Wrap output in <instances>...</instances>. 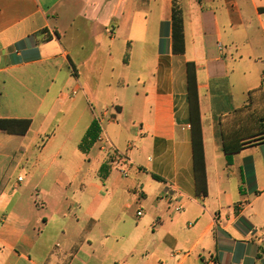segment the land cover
Segmentation results:
<instances>
[{
  "label": "crops",
  "instance_id": "0c3cea01",
  "mask_svg": "<svg viewBox=\"0 0 264 264\" xmlns=\"http://www.w3.org/2000/svg\"><path fill=\"white\" fill-rule=\"evenodd\" d=\"M178 3L182 54L169 25L159 52L171 0H0V119L30 121L23 135L0 128V264H257L264 0ZM188 62L205 196L193 181ZM93 120L126 176L97 142L79 150ZM222 136L242 144L230 164Z\"/></svg>",
  "mask_w": 264,
  "mask_h": 264
},
{
  "label": "trees",
  "instance_id": "16d2710c",
  "mask_svg": "<svg viewBox=\"0 0 264 264\" xmlns=\"http://www.w3.org/2000/svg\"><path fill=\"white\" fill-rule=\"evenodd\" d=\"M179 0H171V14L169 22L161 23V35L159 41V52L162 51V37L163 28L166 25L170 27L171 38V52L173 54H182L184 51L183 45V26L181 9L179 7ZM47 33L45 30L42 34ZM51 39V36L44 35L43 40L47 41ZM186 75V89H187V104H188V120L190 125V142H191V155H192V169H193V181L196 195H206V179H205V167L203 157V145L201 137V128L199 120V108H198V95L196 89L195 69L193 63L185 64ZM255 93H259L260 89L255 90ZM250 102V92L248 96ZM240 111V110H238ZM260 126L264 127V113L258 118ZM30 121L27 119H0V128L4 129L8 134L23 135L28 127ZM99 125L96 120H93L87 130L85 131L82 139L78 144V148L81 152L86 153L90 147L96 142L99 134ZM222 151L225 156V162L231 163V157L234 153L238 152L242 144L238 143L236 146L226 141L222 136Z\"/></svg>",
  "mask_w": 264,
  "mask_h": 264
},
{
  "label": "built area",
  "instance_id": "2783aa9c",
  "mask_svg": "<svg viewBox=\"0 0 264 264\" xmlns=\"http://www.w3.org/2000/svg\"><path fill=\"white\" fill-rule=\"evenodd\" d=\"M70 93L74 94L75 92L72 91ZM97 141L100 142L99 149L102 152H107V153L110 152L111 155L113 156L112 163H114L115 166H117V168L119 169V172L121 173L122 176H126V171H127V167H128L127 166L128 165L127 159L123 155H120V154L113 152V150H111V148L108 146L106 139L98 136ZM140 214H141V212H140V210H138L136 212V215H140ZM205 264H213V258L208 257L205 261Z\"/></svg>",
  "mask_w": 264,
  "mask_h": 264
},
{
  "label": "rangeland",
  "instance_id": "374dc122",
  "mask_svg": "<svg viewBox=\"0 0 264 264\" xmlns=\"http://www.w3.org/2000/svg\"><path fill=\"white\" fill-rule=\"evenodd\" d=\"M75 94V93H74ZM74 94H71L70 91H64L63 94H62V97L64 98H68L69 96L71 95H74ZM37 127V122L33 125V128L35 129ZM50 130L54 129V125H49L48 126ZM98 146L100 145V142L96 141ZM97 147H95V150H96ZM255 194H260V200H262L264 198V173H263V182L258 184L255 188ZM260 231H262V228L260 229ZM264 243V241H263ZM220 244V243H219ZM257 264H264V253H260L259 254V258L257 260Z\"/></svg>",
  "mask_w": 264,
  "mask_h": 264
}]
</instances>
